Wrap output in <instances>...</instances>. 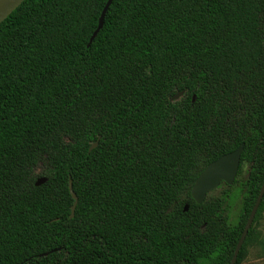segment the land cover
Wrapping results in <instances>:
<instances>
[{
    "label": "trees",
    "instance_id": "1",
    "mask_svg": "<svg viewBox=\"0 0 264 264\" xmlns=\"http://www.w3.org/2000/svg\"><path fill=\"white\" fill-rule=\"evenodd\" d=\"M107 2L0 23V264H230L264 183V0H113L89 44ZM241 145L232 223L191 190Z\"/></svg>",
    "mask_w": 264,
    "mask_h": 264
},
{
    "label": "water",
    "instance_id": "2",
    "mask_svg": "<svg viewBox=\"0 0 264 264\" xmlns=\"http://www.w3.org/2000/svg\"><path fill=\"white\" fill-rule=\"evenodd\" d=\"M25 0H0V23L3 22L14 10H16ZM113 0H108L107 4L105 5L102 14L99 18L98 27L93 33L89 44L93 42V40L96 38L98 33L101 31V29L104 26L105 16L107 14V11L109 7L111 6ZM184 91H181L177 93L173 100H177L181 98L184 95ZM98 139L95 143H93L89 149V151H92L99 145ZM244 150V145L239 146L236 150L222 155L217 160L211 162L208 164L204 170L201 172V174L196 179L194 185L192 186L191 195L192 198L197 203H202L205 201L207 195L212 192L213 190L217 189L222 183H226L228 185H232L237 176L238 172L241 166V157ZM47 181L46 177H41L37 180L36 185L39 186ZM70 191L74 198V204L72 206V213L71 217L75 215L76 206L78 204V196L73 190L72 181L70 180ZM264 196V183L262 185V188L260 190V194L256 200V203L252 209V212L247 220V223L245 225V228L243 230V233L238 241V244L235 248V252L233 255V258L231 260L230 264H236L238 260V256L240 253V250L246 240V237L249 233V230L254 222V219L256 217V214L258 212L259 206L262 202ZM189 205L187 204L185 206V211H188ZM46 253L45 255H47Z\"/></svg>",
    "mask_w": 264,
    "mask_h": 264
},
{
    "label": "rangeland",
    "instance_id": "3",
    "mask_svg": "<svg viewBox=\"0 0 264 264\" xmlns=\"http://www.w3.org/2000/svg\"><path fill=\"white\" fill-rule=\"evenodd\" d=\"M248 164H244L242 172L232 185L222 183L207 195V200H219L232 223H236L241 214L244 181L247 178ZM40 169L37 170V173ZM256 239L249 245V252L242 264H264V213L254 224Z\"/></svg>",
    "mask_w": 264,
    "mask_h": 264
}]
</instances>
